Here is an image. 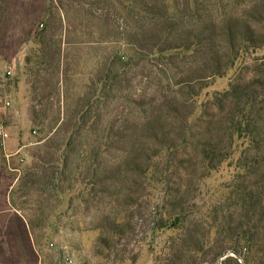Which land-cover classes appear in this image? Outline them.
Segmentation results:
<instances>
[{
  "label": "rangeland",
  "instance_id": "374dc122",
  "mask_svg": "<svg viewBox=\"0 0 264 264\" xmlns=\"http://www.w3.org/2000/svg\"><path fill=\"white\" fill-rule=\"evenodd\" d=\"M191 1L189 9L187 0L175 4L186 28L198 18L220 23L228 14L245 16L264 3ZM145 2L154 5V0ZM0 4V68L7 63L12 67L5 88L13 100L5 115L6 145H0V264H48L56 257L48 248L51 242L66 246L76 264H174L176 254L183 258L175 264H222L232 256L234 252L217 256V214L227 218L242 211L235 187L251 183L239 163L248 141H238L230 157L208 170L198 155L197 139L190 137L204 138L206 123L217 121L213 104L217 94L234 82L264 78L262 17L256 15L259 21L253 26L263 43L242 50L234 65L196 96L187 143L179 141L169 149L155 145L136 166L125 151L107 146L95 154L94 149L97 140L107 144L102 129L109 121H115L117 132L124 115L132 120L143 116L144 110L133 103L140 90L157 89L150 76L153 58L146 62L136 58L125 71L122 64H112L117 56L135 54L131 49L135 44L141 47L139 39L152 19L140 21L137 12L120 14L119 4L103 0H0ZM172 66L165 68L169 75ZM117 72L111 88L105 87ZM98 80V94L104 90L105 97L94 107L88 102ZM95 120L101 124L97 129ZM116 165L119 174L113 177ZM179 212L181 216L176 215ZM22 221L31 253L21 236ZM254 221L262 234L261 208ZM115 227L124 234L115 233ZM101 237L106 246L99 243ZM184 241L187 246L175 254Z\"/></svg>",
  "mask_w": 264,
  "mask_h": 264
},
{
  "label": "trees",
  "instance_id": "16d2710c",
  "mask_svg": "<svg viewBox=\"0 0 264 264\" xmlns=\"http://www.w3.org/2000/svg\"><path fill=\"white\" fill-rule=\"evenodd\" d=\"M103 1L119 4L122 10L120 14L137 12L140 21L152 19V23L149 20L150 26H146L147 30L142 32L143 37L139 39L141 47L138 48L135 44L136 49H131L135 54L117 56L112 64H122L120 69L125 71L129 65H134L135 62L131 61L136 58L140 62L153 58L154 63H151L154 70L150 72V76L158 84L157 89L151 93L140 90L138 100L133 103L144 110L143 116L132 120L124 115L123 127L117 132L112 123L115 121H109L102 129L107 144H101L97 140V149H94L95 154L101 151V147L106 149L107 146L109 150L114 148L125 151L133 162L132 165L137 166L144 156L154 151L151 148L155 145L169 149L176 148L179 141L182 145L187 143V132L190 129L187 124L196 96L210 80L223 76L240 58L242 50L250 45L258 46L263 43L262 34L253 25L259 21L255 18L256 15L264 20V3L245 16L228 14L220 23L216 19L198 18L196 24L186 28L180 16L181 11L175 6L178 0H154V5L150 7L145 0ZM192 5L193 2L187 0V9ZM171 9L174 11L171 12ZM125 57L128 58L127 61L122 60ZM171 65L174 72L169 75L166 69ZM117 76L118 72L113 73L104 86L110 89ZM108 82L111 83L110 86ZM99 83L100 80L93 84L92 102H88V105L92 103L96 107L104 99V90L101 91L102 95L98 94ZM129 98L127 95L126 102L131 101ZM213 104L217 109V121L209 120L206 123V136H189L197 139L198 155L205 169H215L235 152L238 141L247 140L248 147L239 163L245 170L243 177L251 179L249 187L244 183L235 187L237 198L243 202L240 214H232L227 218L223 215L219 218L217 214V256H223L227 252H234L239 256H228L222 264H264V232L261 234L254 221L259 208L264 213V78L232 83L229 89L217 94ZM93 125L97 129L101 124L95 120ZM95 161L96 158L93 159L94 163ZM114 170L113 177H118L119 166H114ZM181 200L182 198L178 199L174 205ZM176 215L181 216L182 212ZM177 221H180L179 217ZM20 225L25 247L31 253L26 224L22 221ZM114 232L124 234V229L115 227ZM105 242V238L101 237L99 243L106 246ZM186 246L184 241L175 248V254ZM182 258L178 254L173 256L175 262H180Z\"/></svg>",
  "mask_w": 264,
  "mask_h": 264
},
{
  "label": "built area",
  "instance_id": "2783aa9c",
  "mask_svg": "<svg viewBox=\"0 0 264 264\" xmlns=\"http://www.w3.org/2000/svg\"><path fill=\"white\" fill-rule=\"evenodd\" d=\"M11 75L12 67L10 64L7 63L3 68H0V142L2 146L6 145V140L8 138L5 115L13 106V100L5 88V83ZM48 248L56 255L55 259L48 264H76L73 253L63 244L51 242ZM40 264H42V262H40Z\"/></svg>",
  "mask_w": 264,
  "mask_h": 264
},
{
  "label": "crops",
  "instance_id": "0c3cea01",
  "mask_svg": "<svg viewBox=\"0 0 264 264\" xmlns=\"http://www.w3.org/2000/svg\"><path fill=\"white\" fill-rule=\"evenodd\" d=\"M2 19H3V12H2V9H1V4H0V34H1V31H2ZM0 63H2L0 61Z\"/></svg>",
  "mask_w": 264,
  "mask_h": 264
},
{
  "label": "water",
  "instance_id": "95a60500",
  "mask_svg": "<svg viewBox=\"0 0 264 264\" xmlns=\"http://www.w3.org/2000/svg\"><path fill=\"white\" fill-rule=\"evenodd\" d=\"M230 255H232V256L238 258V255H237L236 253H230ZM227 256H228V255H227ZM227 256H226V257H227Z\"/></svg>",
  "mask_w": 264,
  "mask_h": 264
}]
</instances>
